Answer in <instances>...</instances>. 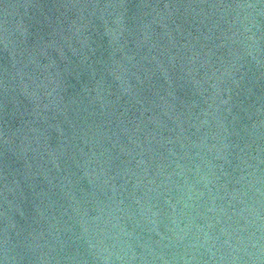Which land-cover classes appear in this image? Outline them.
<instances>
[{
	"label": "water",
	"instance_id": "95a60500",
	"mask_svg": "<svg viewBox=\"0 0 264 264\" xmlns=\"http://www.w3.org/2000/svg\"><path fill=\"white\" fill-rule=\"evenodd\" d=\"M0 264H264V0H0Z\"/></svg>",
	"mask_w": 264,
	"mask_h": 264
}]
</instances>
